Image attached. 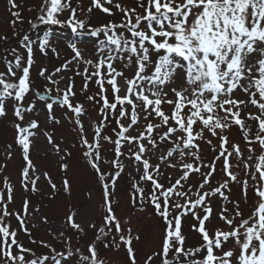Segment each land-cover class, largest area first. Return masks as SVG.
Segmentation results:
<instances>
[{"label": "snow or ice", "instance_id": "6c2138e0", "mask_svg": "<svg viewBox=\"0 0 264 264\" xmlns=\"http://www.w3.org/2000/svg\"><path fill=\"white\" fill-rule=\"evenodd\" d=\"M76 3L41 0L29 28L17 31L23 5L8 0L17 47L0 35L11 56L0 71V118L14 101L6 159L19 151L22 164L18 188L0 164V264H264V0ZM96 13L108 19L93 23ZM55 26L95 38L93 51L86 56L69 41L71 58L52 72L40 67L45 83L37 86L36 55L60 56L51 43ZM29 32L43 35L33 39ZM77 76L84 102L77 99ZM90 84L96 90L85 95ZM34 98L53 124L61 123L54 105L62 110L72 142L62 147L54 129H40L29 115ZM38 131L59 157V186L32 159ZM74 151L100 189L98 219L68 203L58 229L38 239L32 230L50 221L30 197L43 192L51 201L62 192L70 201ZM173 172L179 174L174 181ZM124 176L129 207L152 222L140 259L141 228L133 230V213L117 214ZM18 190L20 206L10 208ZM93 194L87 192L90 201ZM214 219L219 223L210 228ZM87 230L93 236L82 245ZM191 233L195 244H189ZM21 234L46 251L26 246ZM107 252H123V260L112 261Z\"/></svg>", "mask_w": 264, "mask_h": 264}, {"label": "rangeland", "instance_id": "374dc122", "mask_svg": "<svg viewBox=\"0 0 264 264\" xmlns=\"http://www.w3.org/2000/svg\"><path fill=\"white\" fill-rule=\"evenodd\" d=\"M17 4L23 5L21 12L23 16V24H17L16 30L19 31L21 28L28 29V20L34 19L36 16V10L39 8V5L41 3V0H16ZM80 3L86 8L89 4V0H80ZM73 6H77L76 0H73ZM10 5L8 4V0H0V35H7L10 38L11 44L13 47H17L15 40L16 38L13 37L12 32L13 29L10 27L9 21L12 19L11 13L9 11ZM32 8L33 11L29 12L28 9ZM67 15V13H65ZM63 18V17H62ZM108 17L104 16L101 13H96L93 23L100 22L102 20H106ZM43 27V26H41ZM43 35V32H29V35L35 39L36 35ZM52 36L54 39L51 41L52 46L57 48V51L60 53L59 58H56L50 51L48 53L47 57H44L42 55L37 54L36 64L34 65L32 71V79L35 82V85L42 86L45 82L42 78H39L37 76V71L40 67H47L49 72L54 71L56 67H59L66 59L71 58V52L70 49L67 47V43L69 41H74L77 43L78 47H80L82 50L86 49L85 55H91L93 48L92 44L95 41V38L92 37H85V36H79L77 37L74 34H71L70 30L61 29L59 26H55V30L52 33ZM0 57H4L2 61H0V71H4V65L7 63L8 59H11V56L9 53H7L5 49L4 42L0 41ZM83 66H81L82 70ZM65 76H71L72 72H64L62 73ZM66 83V81L64 82ZM64 83H61L60 87H64ZM83 81L80 77H75V90L77 91V99L80 102H84V96L80 95L79 89L82 85ZM90 92L86 93L91 94V92H94L95 86L93 84L89 85ZM43 90L41 89V93ZM32 103H35L37 105L36 111L29 114L32 118L37 119L40 122V129L44 131L52 132L53 129L54 132V139H56L57 142L61 144L62 147L65 146L66 142H72L73 141V133H72V127L69 121L65 120L61 117V109L54 105V112L57 116V118L61 119L60 124H53L51 121L47 120L46 118V108L43 106V102L38 101V98H34L31 100ZM89 108V112H92V108L89 105H85ZM9 112L7 117L0 118V164H7V168L5 169L4 175H9L13 182L17 184L18 186V172L21 167L22 161L20 157L19 151L14 152L13 158L11 160L6 159V145L11 143L13 140V129H12V121L14 119L13 117V109L15 107V102L12 101L9 105ZM110 131V130H109ZM134 134V133H133ZM232 138L236 141H239V136L235 129L232 131ZM35 147L32 152V159L34 163L37 165L38 169L41 171H47L53 178V182L57 183L59 186L60 184V177L63 175V173L59 170V157L54 154V152L51 149V146L48 144L46 137L43 135L42 131H38L37 137L34 141ZM17 148L19 146L17 145ZM172 170L169 169V172ZM74 180H75V187L73 190L72 197L69 201V198L63 194L62 192L58 195V197L55 200H49L43 192L33 195L30 197L32 204H41V212L44 215H47L49 217L50 223L47 225L38 224L37 228L33 229V235L36 238H44L49 239L45 235L46 230H51L55 232L58 227L60 226V222L64 216L65 213V207L68 203H71L72 205H75L79 208H81L82 211H87L90 213L91 219H98V212L96 210V202L99 200V194L100 189L96 187L95 182L92 178V174L90 171H88L83 164V161L80 159V154L78 152L74 151V155L71 158V171L69 173ZM173 181L177 178L179 175L178 173L173 172ZM41 180L43 181V177H41ZM45 184L46 181H43ZM163 182V181H162ZM92 189L94 190L93 199L90 201L87 197V192ZM128 189L129 184L127 180V176L122 177L117 185V192L116 197L119 199L120 203L117 206V214L121 217L126 218L129 213H133V223L132 227L135 231L137 228H141V241L142 243L139 245L141 247V251L138 253V259H140L143 256V252L145 249V245L150 241L151 233L153 231V228L151 227L152 222L146 221L144 219V216L146 214H141L139 212H135L133 209H131L128 205ZM234 192L239 194L237 190L234 188ZM251 203V192L249 193ZM21 203V193L18 190L15 193V204L10 205V208L13 207H19ZM215 207V206H214ZM151 210L149 209V212ZM217 223H219L218 220H213L212 225H209V227L215 226ZM145 225H148L145 227ZM16 222L13 220V227H16ZM184 231L188 233V223H185L184 225ZM93 236V232L91 230H87V235L83 237L81 240V244L83 245L86 241L91 239ZM20 239L25 243L26 246L34 247V245L28 244L27 238L20 235ZM198 240V237L195 233H191L189 236V244H195ZM37 253L46 251L42 248H36ZM108 257L112 261H122L123 260V252L120 253H114V252H107L106 253Z\"/></svg>", "mask_w": 264, "mask_h": 264}]
</instances>
